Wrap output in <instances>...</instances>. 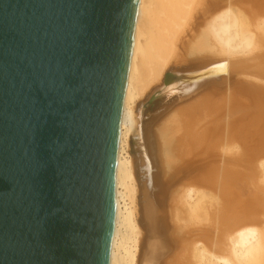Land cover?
Here are the masks:
<instances>
[{
    "label": "bare ground",
    "instance_id": "bare-ground-1",
    "mask_svg": "<svg viewBox=\"0 0 264 264\" xmlns=\"http://www.w3.org/2000/svg\"><path fill=\"white\" fill-rule=\"evenodd\" d=\"M246 1H137L108 264H264V186L235 191L239 170L264 180V0ZM235 79L258 82L222 94Z\"/></svg>",
    "mask_w": 264,
    "mask_h": 264
},
{
    "label": "water",
    "instance_id": "water-1",
    "mask_svg": "<svg viewBox=\"0 0 264 264\" xmlns=\"http://www.w3.org/2000/svg\"><path fill=\"white\" fill-rule=\"evenodd\" d=\"M138 0H0V264H108Z\"/></svg>",
    "mask_w": 264,
    "mask_h": 264
},
{
    "label": "rangeland",
    "instance_id": "rangeland-1",
    "mask_svg": "<svg viewBox=\"0 0 264 264\" xmlns=\"http://www.w3.org/2000/svg\"><path fill=\"white\" fill-rule=\"evenodd\" d=\"M243 5H248L249 4V2H247L246 0H242V2H241ZM240 2H239V4H241ZM238 7V6H237ZM251 80V79H250ZM243 81V82H242ZM249 80L247 79V81L246 80H238V79H235L234 81H232V82H230V84L229 85H224L223 86V88H222V94H226L227 93V91H231V92H233V90L234 89H238L241 85H245V83L244 82H247L246 83V85L247 86H249V85H252V86H255L256 87V85H255V83H257L256 81H251V82H248ZM240 82H242V83H240ZM258 83H261V85H263V86H260L259 87V85H257V87L256 88H258V89H264V84H262V82H258ZM238 84V85H237ZM254 84V85H253ZM228 87V89H227V87ZM226 89V90H225ZM173 99H174V97H171L169 100L168 99H166V98H161V97H158V98H155V99H153V100H150L148 103L146 102V104H145V102L143 103V105L141 106L142 107V114H141V118H142V122L143 123H145V122H148V121H150L152 118H153V116L158 112V111H160L162 108H167V106L169 107L170 106V104H172L173 103ZM245 99V98H244ZM145 104V105H144ZM181 103H174L173 104V107L171 108V110H173L176 106H178V105H180ZM252 119V118H251ZM251 119L249 118V117H247L246 119H244V121H243V123H245L246 121H248V124L247 125H245V124H243V127H245L246 128V130H245V132H249L248 133V135H250V133L252 132H254V130H257V125L256 124H254V123H251V122H253V121H251ZM250 121V122H249ZM261 170V169H260ZM191 171V170H190ZM254 170H251V172H253ZM243 172V173H242ZM192 173H194V174H197V171H196V173L195 172H191L190 173V175H194V174H192ZM239 174L242 176V178H245L244 179V182H242V183H240V184H236V190L235 191H238V192H240L239 194H242L243 196L245 195V196H247V195H250V193H252V191L254 192V190L256 189V188H258L259 189V187H255L254 185L255 184H257L256 182H258V185H256V186H259V183H260V185H261V187H262V185L264 186V180H263V178H262V180H260L259 181V179L261 178L260 176H259V178H257V179H255L254 177H256L255 175H254V172H253V177L252 176H248L249 174H250V172H248V175L247 174H244V171H241V170H239ZM190 175H189V177H190ZM245 175V176H244ZM248 176V177H247ZM251 177V178H250ZM192 178H194V176L192 177ZM178 179V178H177ZM250 179V180H249ZM254 179H255V181H254ZM190 181H191V177H190ZM246 181V182H245ZM248 181H249V183H250V185H249V183H248ZM174 182V184H178L179 183V181L177 182V180H174L173 181ZM252 182H254V184L252 185V187H251V183ZM263 182V183H262ZM245 184V185H244ZM247 185V186H246ZM242 186V187H241ZM253 186H254V188H253ZM250 187V188H249ZM254 190H253V189ZM263 188V187H262ZM261 188V189H262ZM249 193V194H248ZM209 202L210 201H213V199H207ZM206 200V201H207ZM174 254V253H173ZM173 254H171V255H173ZM171 257V256H170ZM172 262H173V260H172V258L169 260V261H167V264H172Z\"/></svg>",
    "mask_w": 264,
    "mask_h": 264
}]
</instances>
